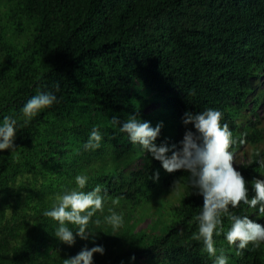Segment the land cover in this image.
Instances as JSON below:
<instances>
[{"label":"trees","instance_id":"1","mask_svg":"<svg viewBox=\"0 0 264 264\" xmlns=\"http://www.w3.org/2000/svg\"><path fill=\"white\" fill-rule=\"evenodd\" d=\"M263 75L264 0H0V123L22 119L38 91L59 101L17 132L14 152L0 150V264H63L96 245L105 253L94 264H213L192 239L204 201L189 173L167 172L111 118L163 122L155 143L170 146L193 128L182 123L186 111H221L237 138L230 151L252 148L238 169L252 199V181L264 180ZM97 126L100 147L85 150ZM78 174L88 177L85 191L101 185L107 194L88 225L92 235L69 246L43 213L76 187ZM259 207L229 206L264 225ZM110 209L124 218L119 230L104 220ZM214 240L228 264H264V243L236 255L224 234Z\"/></svg>","mask_w":264,"mask_h":264},{"label":"clouds","instance_id":"2","mask_svg":"<svg viewBox=\"0 0 264 264\" xmlns=\"http://www.w3.org/2000/svg\"><path fill=\"white\" fill-rule=\"evenodd\" d=\"M55 88L57 92L60 90L59 83ZM58 102L52 91H38L22 107V119L5 116L0 123V150L10 149L14 152L17 148L14 143L17 132L25 129L41 110ZM222 117V112L213 108L201 112L186 111L182 123L185 126L193 125V128H187L179 145L174 143L170 146L166 142L159 145L155 143L161 134L163 122L153 127L150 121L141 120L138 113L129 114L124 121L119 117L111 118V123L119 127L120 133H126L131 143L139 144L161 161L167 172L184 170L189 173L190 187L197 190L204 201L202 211L196 217L198 229L192 239L202 242V251L214 258L213 264H228L225 249H217L214 235L224 234L228 245L236 248V255H241L249 244L257 249L264 243V225L247 215H237L230 211V205L236 208L241 202L251 208L259 204V214L264 216V180L252 181L256 195L249 199L246 180L234 167V153L230 151L237 138L233 136L229 125L222 123ZM102 139L100 128L93 127L83 147L85 150L98 149ZM239 142L243 144L244 140L241 138ZM169 152L171 155H168ZM258 162L264 168V160ZM154 178L159 179L158 171ZM87 183L88 177L78 174L75 177L76 187L58 195L52 207L43 213L58 223L55 236L69 246L75 244L76 236L89 239L92 232L88 225L97 211H103L106 190H103L102 195V186L96 185L92 190L85 191ZM173 190H180L179 179L175 181ZM112 203L118 204L119 198ZM109 212L110 215L104 217L105 222L114 230H119L124 224L123 216L112 209ZM225 216L230 221L226 231L223 222ZM95 223L99 224L100 220L97 219ZM68 224L75 226V235ZM95 253L103 255L105 248L101 245L92 248L85 246L77 255L64 259L63 264H94Z\"/></svg>","mask_w":264,"mask_h":264},{"label":"rangeland","instance_id":"3","mask_svg":"<svg viewBox=\"0 0 264 264\" xmlns=\"http://www.w3.org/2000/svg\"><path fill=\"white\" fill-rule=\"evenodd\" d=\"M261 82H262V85H264V75L263 77L261 78ZM157 106V103H153L151 106H149L146 110H150L152 107H155ZM258 112L260 115H263L264 116V104L261 106L260 109H258ZM262 147H264V144H262ZM245 149H247V155L243 152H235L234 153V158H235V161H234V167L238 170L240 168V166L247 162V160H249L250 158V153L252 151V148H250V146L246 145L244 147ZM150 222V219L146 218L144 221L140 222L139 225H138V228L137 229H141V228H144L145 226H147V224Z\"/></svg>","mask_w":264,"mask_h":264}]
</instances>
